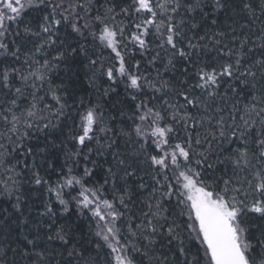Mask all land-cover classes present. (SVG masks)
<instances>
[{
    "label": "snow or ice",
    "instance_id": "1",
    "mask_svg": "<svg viewBox=\"0 0 264 264\" xmlns=\"http://www.w3.org/2000/svg\"><path fill=\"white\" fill-rule=\"evenodd\" d=\"M36 7L48 11L33 31ZM22 23L36 38L27 51ZM73 56L90 87L108 85L103 97L123 85L127 127L99 102L69 103L51 73ZM60 148L57 170L47 153ZM25 186L48 194L31 230ZM0 197L23 237L0 242V264H15L9 252L28 264H264V0H0ZM70 204L95 256L57 224ZM161 241L167 253L151 255Z\"/></svg>",
    "mask_w": 264,
    "mask_h": 264
},
{
    "label": "trees",
    "instance_id": "2",
    "mask_svg": "<svg viewBox=\"0 0 264 264\" xmlns=\"http://www.w3.org/2000/svg\"><path fill=\"white\" fill-rule=\"evenodd\" d=\"M47 11L48 10L43 7L29 9L24 14V22L27 23L33 31H35L38 29L39 24L42 22V17L47 13ZM219 20L221 26L224 27L225 17L223 14L220 15ZM25 23H22L20 25V37L17 39V43L21 44L22 50L27 51L28 49L32 48V45L35 42L36 38L24 33L23 28L25 26ZM208 23L210 25V21ZM259 26L260 25L258 21L254 28L257 34L259 31ZM204 30L205 28L202 25L200 29L201 35L203 34ZM60 38L64 39L66 44H72L73 46H75V40L77 39L74 34H70V30L65 31L64 29L60 30ZM252 39H255V37L253 36ZM49 52H51L52 55L55 54L51 50H49ZM208 58H210V56L206 57V59ZM21 59H23V57H21ZM137 59H139V57H137ZM84 63H86V61L82 56H73L65 63H62L58 69L54 70L51 73V78L55 82V84H64L67 86L68 92L71 94L69 97V103H71L73 99L78 100L81 96L85 97L88 100H91L93 103L99 102L104 108L106 117H115L114 121H109L111 125H113L114 127H127L130 121H128L127 116L124 115V113L129 112L131 108V102L125 95L123 85H120L117 88L118 95L116 93H112L110 94V97H103L101 95L102 90L108 85L106 83H103L102 81L99 82V92L96 89L90 87L88 78L91 76V73L83 67ZM53 137L56 139L57 143H59V140L61 139L60 135L58 133H53ZM45 142L46 137L44 133H34V139L31 141L34 149L42 147ZM69 147H71V145H69ZM63 151V148L50 149L47 153V158L53 160V162L57 166V170H59V166L64 162ZM44 167H47L46 162L44 163ZM105 167H107V165ZM221 171L222 167L218 165L217 174H219ZM56 179V174H53L52 181H55ZM97 179H100L102 182V172L97 176ZM25 192L26 202L23 206V211L25 217H28V219L31 221V225L29 226L31 230V228L35 227L36 221L38 220V212L43 210L41 201L46 200L48 198V194L44 193L42 190H34L33 188H29L28 186H25ZM51 198L55 203V197L52 196ZM65 198L70 199V197ZM13 202L14 201H10L6 198L0 197V219H3L5 215V209L10 214L5 224L0 225V242L4 243L5 246L10 245L11 247H17L18 244L22 246L23 243L21 229L16 226V224H19L22 218L19 217V215L16 214L12 209ZM55 206L58 210L61 208L58 203H55ZM14 220L16 221V224L12 223V221ZM45 223H47V221H45ZM57 224L65 225L66 229L71 230L72 237L74 241L77 242V246L79 247L80 245H83L84 249L86 250L85 253H87V255H96L94 251V242L96 238L92 235V232L89 229V221L84 217H79L77 215L74 205H69V213L67 215L62 216L58 211ZM41 231L43 232L44 229H41ZM162 244L163 241H161V243L156 246L155 252L150 254L153 256H158L162 253H167V249L162 247ZM49 247L54 249L55 251H61L58 241L53 242V244L49 245ZM193 251H195V242H193ZM106 252V249L100 252V256H104ZM56 258L60 259V257ZM13 260L15 261V264H28V262L22 259L20 256H13V254L9 252V261L11 262ZM53 264H55V261H53ZM144 264H149L147 259H145ZM152 264H155V261H153Z\"/></svg>",
    "mask_w": 264,
    "mask_h": 264
},
{
    "label": "rangeland",
    "instance_id": "3",
    "mask_svg": "<svg viewBox=\"0 0 264 264\" xmlns=\"http://www.w3.org/2000/svg\"><path fill=\"white\" fill-rule=\"evenodd\" d=\"M212 159H215V155L212 156ZM66 191H68V189H65ZM94 226V225H93ZM85 255L87 256V253H85Z\"/></svg>",
    "mask_w": 264,
    "mask_h": 264
}]
</instances>
